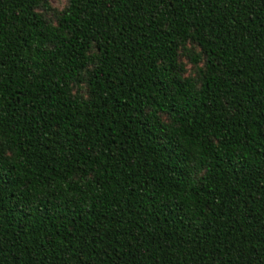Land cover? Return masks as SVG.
<instances>
[{
  "label": "trees",
  "instance_id": "trees-1",
  "mask_svg": "<svg viewBox=\"0 0 264 264\" xmlns=\"http://www.w3.org/2000/svg\"><path fill=\"white\" fill-rule=\"evenodd\" d=\"M0 264H264V0H0Z\"/></svg>",
  "mask_w": 264,
  "mask_h": 264
},
{
  "label": "rangeland",
  "instance_id": "rangeland-1",
  "mask_svg": "<svg viewBox=\"0 0 264 264\" xmlns=\"http://www.w3.org/2000/svg\"><path fill=\"white\" fill-rule=\"evenodd\" d=\"M56 5L61 6L63 4V0H53Z\"/></svg>",
  "mask_w": 264,
  "mask_h": 264
}]
</instances>
